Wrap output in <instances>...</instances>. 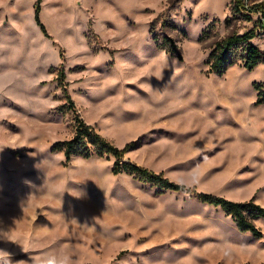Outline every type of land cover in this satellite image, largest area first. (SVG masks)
Here are the masks:
<instances>
[{
	"label": "rangeland",
	"instance_id": "374dc122",
	"mask_svg": "<svg viewBox=\"0 0 264 264\" xmlns=\"http://www.w3.org/2000/svg\"><path fill=\"white\" fill-rule=\"evenodd\" d=\"M251 29L262 60L243 67L242 42L210 73L215 44ZM259 92L264 21L234 0H0V233L16 242L0 249L11 264H264V217L254 236L196 197L264 207ZM79 119L194 192L114 174L113 157L66 162L53 145Z\"/></svg>",
	"mask_w": 264,
	"mask_h": 264
},
{
	"label": "trees",
	"instance_id": "16d2710c",
	"mask_svg": "<svg viewBox=\"0 0 264 264\" xmlns=\"http://www.w3.org/2000/svg\"><path fill=\"white\" fill-rule=\"evenodd\" d=\"M234 8L239 12H260L264 19V0L248 7H245L242 0H234ZM34 19L42 31L45 32L44 26L39 20V6L35 9ZM254 36V29H251L243 34H232L218 41L215 44V48L209 55L208 71L210 73L221 75L225 66L231 63L229 60L231 50L242 42L248 43L247 55L244 60L243 67L248 70L253 69L263 57V52L257 46L249 42ZM166 41L170 44V51L172 53H176V56L179 59H182L175 42L170 38H167ZM255 86L256 89L260 87L258 84ZM66 99L69 100L70 105L73 106V102L68 94H66ZM255 102L256 104H264V94L262 95L259 92ZM53 149L62 150L66 162H68L75 154H79L85 158L92 155L99 157H113L114 163L112 172L114 174L124 171L133 174L139 180L150 182L163 189L194 192V188L186 187L182 184L170 181L164 177L162 173H156L147 168L138 166L128 160H123V149H119L111 144L103 136H101L93 126L86 124L82 119L78 120L73 137L69 140L56 142L53 145ZM196 197L201 202L220 207L232 218L238 230L243 232L249 231L254 236H261L262 233L255 226L253 219L257 217H264V207L257 204L252 198L247 201L238 202L221 196H213L208 193H196Z\"/></svg>",
	"mask_w": 264,
	"mask_h": 264
},
{
	"label": "clouds",
	"instance_id": "9594fccd",
	"mask_svg": "<svg viewBox=\"0 0 264 264\" xmlns=\"http://www.w3.org/2000/svg\"><path fill=\"white\" fill-rule=\"evenodd\" d=\"M81 195L82 194L79 192V195L77 196V198H79ZM0 238H3V239H6L8 241H11L13 243H16L15 241H12L9 239L7 233H0ZM22 250L24 251L23 248H22ZM9 257H10V254L7 251L0 249V264H11ZM17 264H27V262L26 261H19V262H17ZM43 264H66V262L65 261H59L53 257V258H49L46 261H44Z\"/></svg>",
	"mask_w": 264,
	"mask_h": 264
},
{
	"label": "built area",
	"instance_id": "2783aa9c",
	"mask_svg": "<svg viewBox=\"0 0 264 264\" xmlns=\"http://www.w3.org/2000/svg\"><path fill=\"white\" fill-rule=\"evenodd\" d=\"M242 3L245 5V7H248L250 5H248V0H242ZM257 14L260 16V19L263 21V17L261 16V13L260 12H257Z\"/></svg>",
	"mask_w": 264,
	"mask_h": 264
}]
</instances>
